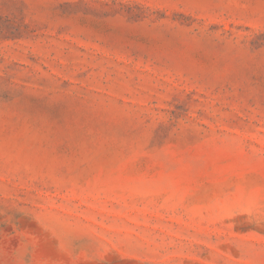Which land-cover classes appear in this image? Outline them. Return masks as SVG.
<instances>
[{
	"label": "rangeland",
	"instance_id": "obj_1",
	"mask_svg": "<svg viewBox=\"0 0 264 264\" xmlns=\"http://www.w3.org/2000/svg\"><path fill=\"white\" fill-rule=\"evenodd\" d=\"M0 264H264V0H0Z\"/></svg>",
	"mask_w": 264,
	"mask_h": 264
}]
</instances>
